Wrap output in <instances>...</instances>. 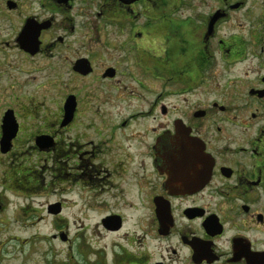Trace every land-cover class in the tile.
Instances as JSON below:
<instances>
[{
    "label": "flooded vegetation",
    "instance_id": "obj_1",
    "mask_svg": "<svg viewBox=\"0 0 264 264\" xmlns=\"http://www.w3.org/2000/svg\"><path fill=\"white\" fill-rule=\"evenodd\" d=\"M255 2L0 0L3 185L38 192L51 159L108 264H264Z\"/></svg>",
    "mask_w": 264,
    "mask_h": 264
},
{
    "label": "rangeland",
    "instance_id": "obj_2",
    "mask_svg": "<svg viewBox=\"0 0 264 264\" xmlns=\"http://www.w3.org/2000/svg\"><path fill=\"white\" fill-rule=\"evenodd\" d=\"M262 3L256 0L255 10ZM253 59H257L253 57ZM249 59H240L224 71L226 78L239 74L238 68L248 67ZM234 66V67H233ZM221 79L220 83H225ZM40 190L16 189L1 182L4 207L0 209V264H108L106 237L96 231L98 215L87 210L90 198L79 195V188L59 183V168L51 170L52 161L42 164ZM23 175V174H21ZM41 179L43 181H41ZM10 182V181H9ZM35 184V183H33ZM61 201V213H49L47 206ZM59 234L66 236L62 239Z\"/></svg>",
    "mask_w": 264,
    "mask_h": 264
},
{
    "label": "water",
    "instance_id": "obj_3",
    "mask_svg": "<svg viewBox=\"0 0 264 264\" xmlns=\"http://www.w3.org/2000/svg\"><path fill=\"white\" fill-rule=\"evenodd\" d=\"M60 210L59 208V202H54V203H51L47 206V211L49 213H58ZM62 238V237H61Z\"/></svg>",
    "mask_w": 264,
    "mask_h": 264
}]
</instances>
